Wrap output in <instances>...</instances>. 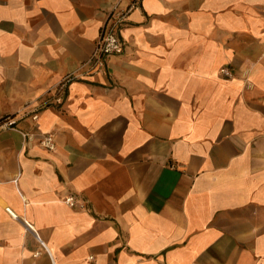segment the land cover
Wrapping results in <instances>:
<instances>
[{
	"label": "crops",
	"instance_id": "crops-1",
	"mask_svg": "<svg viewBox=\"0 0 264 264\" xmlns=\"http://www.w3.org/2000/svg\"><path fill=\"white\" fill-rule=\"evenodd\" d=\"M132 1L0 0V264H264V0H140L85 76Z\"/></svg>",
	"mask_w": 264,
	"mask_h": 264
},
{
	"label": "built area",
	"instance_id": "built-area-1",
	"mask_svg": "<svg viewBox=\"0 0 264 264\" xmlns=\"http://www.w3.org/2000/svg\"><path fill=\"white\" fill-rule=\"evenodd\" d=\"M139 1L133 0L126 9H120L118 6H114L111 9L109 17L99 31L92 55L80 66V68H85V71H83L85 76L98 74L106 68L107 61L110 57L124 54V46L119 39V31L127 22L129 12L137 6ZM220 72L227 77L231 75L226 69H221ZM76 78L77 76L74 75L64 78L59 86V90L61 92L64 91L66 86ZM28 116H31L32 120L35 121L37 120L38 114L37 112H33ZM15 124L16 118L7 116L0 121V128L14 129ZM39 144L47 151H53L55 148L54 139L51 135H42ZM65 203L71 207L76 205V201L72 196L67 197Z\"/></svg>",
	"mask_w": 264,
	"mask_h": 264
},
{
	"label": "trees",
	"instance_id": "trees-1",
	"mask_svg": "<svg viewBox=\"0 0 264 264\" xmlns=\"http://www.w3.org/2000/svg\"><path fill=\"white\" fill-rule=\"evenodd\" d=\"M3 118H5V117H3ZM3 118H1L0 121H1Z\"/></svg>",
	"mask_w": 264,
	"mask_h": 264
}]
</instances>
